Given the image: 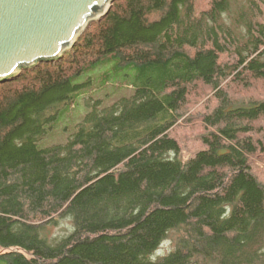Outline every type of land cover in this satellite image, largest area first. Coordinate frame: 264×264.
Wrapping results in <instances>:
<instances>
[{"label":"trees","instance_id":"1","mask_svg":"<svg viewBox=\"0 0 264 264\" xmlns=\"http://www.w3.org/2000/svg\"><path fill=\"white\" fill-rule=\"evenodd\" d=\"M106 66L99 86L125 92L82 96ZM257 83L264 0H114L62 57L0 83V264H264V98L230 95ZM200 87L213 105L183 156L171 131Z\"/></svg>","mask_w":264,"mask_h":264},{"label":"water","instance_id":"2","mask_svg":"<svg viewBox=\"0 0 264 264\" xmlns=\"http://www.w3.org/2000/svg\"><path fill=\"white\" fill-rule=\"evenodd\" d=\"M114 0H0V83L74 47Z\"/></svg>","mask_w":264,"mask_h":264},{"label":"rangeland","instance_id":"3","mask_svg":"<svg viewBox=\"0 0 264 264\" xmlns=\"http://www.w3.org/2000/svg\"><path fill=\"white\" fill-rule=\"evenodd\" d=\"M208 1L209 0H196L198 7L203 9L206 8ZM75 53H72V55L75 56ZM109 67L110 66L103 67L92 73L89 80V88L85 93L82 94V96L92 95L95 98L106 99L107 96H109V93H111V100L114 98V96L117 97L118 94L125 92L124 89L120 90V93L118 91L114 92L113 87L117 86L118 84H113L111 83V81L106 83L102 87L99 86V79L101 77V74H103V72H105L107 68L109 69ZM230 95L233 98L237 99L253 97L264 98V87L262 86V84L257 83L252 89L245 91L239 86H234L233 91L230 92ZM210 99L211 93L209 91L202 87L197 89L194 94L190 95L187 105L183 108V116L179 119L177 126L171 131L180 143L181 154L183 156H188L200 146L199 136L204 131L203 125L201 123V115L205 112V110L212 107L213 104L210 102ZM73 109L74 110L71 113L72 117H77L78 115L82 114L84 110L83 101L80 100L79 104L76 105ZM260 125L263 127L264 131V119L260 121ZM263 135L264 134H260L258 136L261 137L262 141H264ZM63 137L64 135L58 132L52 134V136L48 137L46 141L49 140L50 142H57L63 139ZM251 160L254 172L257 174L258 178L264 182V149L263 151H258ZM71 228L72 225L70 219L67 217H61L59 218V221L56 225L47 227V235L49 237H59L68 233ZM171 246L172 242L170 236H168V238L165 239L158 247L155 255H162L166 253L171 248Z\"/></svg>","mask_w":264,"mask_h":264}]
</instances>
